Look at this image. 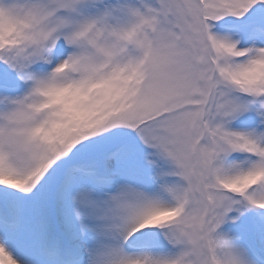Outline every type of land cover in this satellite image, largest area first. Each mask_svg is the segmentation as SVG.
Returning <instances> with one entry per match:
<instances>
[{
    "label": "snow or ice",
    "instance_id": "1",
    "mask_svg": "<svg viewBox=\"0 0 264 264\" xmlns=\"http://www.w3.org/2000/svg\"><path fill=\"white\" fill-rule=\"evenodd\" d=\"M0 264H264V0H0Z\"/></svg>",
    "mask_w": 264,
    "mask_h": 264
}]
</instances>
